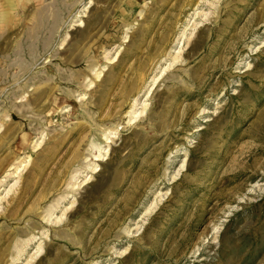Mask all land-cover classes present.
<instances>
[{
    "label": "rangeland",
    "instance_id": "1",
    "mask_svg": "<svg viewBox=\"0 0 264 264\" xmlns=\"http://www.w3.org/2000/svg\"><path fill=\"white\" fill-rule=\"evenodd\" d=\"M0 264H264V0H0Z\"/></svg>",
    "mask_w": 264,
    "mask_h": 264
},
{
    "label": "bare ground",
    "instance_id": "2",
    "mask_svg": "<svg viewBox=\"0 0 264 264\" xmlns=\"http://www.w3.org/2000/svg\"><path fill=\"white\" fill-rule=\"evenodd\" d=\"M109 142V141H108Z\"/></svg>",
    "mask_w": 264,
    "mask_h": 264
}]
</instances>
